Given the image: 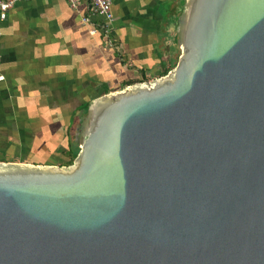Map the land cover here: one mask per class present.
<instances>
[{
    "label": "water",
    "instance_id": "obj_1",
    "mask_svg": "<svg viewBox=\"0 0 264 264\" xmlns=\"http://www.w3.org/2000/svg\"><path fill=\"white\" fill-rule=\"evenodd\" d=\"M165 74L91 99L68 165L0 162V264H264V0H185Z\"/></svg>",
    "mask_w": 264,
    "mask_h": 264
},
{
    "label": "crops",
    "instance_id": "obj_2",
    "mask_svg": "<svg viewBox=\"0 0 264 264\" xmlns=\"http://www.w3.org/2000/svg\"><path fill=\"white\" fill-rule=\"evenodd\" d=\"M184 1L110 0L106 32L86 0L14 2L0 18V157L52 137L64 139L45 151L62 153L82 104L173 67Z\"/></svg>",
    "mask_w": 264,
    "mask_h": 264
},
{
    "label": "rangeland",
    "instance_id": "obj_3",
    "mask_svg": "<svg viewBox=\"0 0 264 264\" xmlns=\"http://www.w3.org/2000/svg\"><path fill=\"white\" fill-rule=\"evenodd\" d=\"M176 34V31H175ZM178 52H179V47H178ZM157 77V76H155ZM154 78V76H146L144 78H142V80H147V79H151ZM141 80V79H140ZM83 114V113H82ZM80 115L79 117L81 118L80 122L77 120V130H75L74 126L76 124V120L74 122V125H72V127L67 130V134L69 139L71 138L72 140H76V142L78 143V141L81 138V134H80V126L84 120V116L85 113L83 115ZM75 134V135H74ZM44 138H40V141L43 140ZM50 139L51 141H49L48 143H41V145L36 146V152L35 153H29V152H13V154H8L5 153L0 157V162H15V163H25V164H32V163H36L38 165H51V166H56L59 167L61 166V164L65 161V158L62 156V153H58V152H46V149H52L53 146L59 142V140H63L64 137H52V138H46L45 140ZM28 140H30V138H28ZM35 140V138H34ZM53 145V146H52ZM46 148V149H45ZM12 160V161H11Z\"/></svg>",
    "mask_w": 264,
    "mask_h": 264
},
{
    "label": "built area",
    "instance_id": "obj_4",
    "mask_svg": "<svg viewBox=\"0 0 264 264\" xmlns=\"http://www.w3.org/2000/svg\"><path fill=\"white\" fill-rule=\"evenodd\" d=\"M16 1L18 0H0V18H4L5 12H7V10L11 8L14 2ZM63 1H65L71 7H74L81 0H63ZM86 1L89 4L91 12L95 15H98L101 18L100 29L103 32H106L107 31L106 25L112 19V14L110 11V0H86ZM83 20H86V19L83 18ZM95 32L96 30L94 28H92L89 31V33L91 34ZM141 81H145V80H141Z\"/></svg>",
    "mask_w": 264,
    "mask_h": 264
},
{
    "label": "trees",
    "instance_id": "obj_5",
    "mask_svg": "<svg viewBox=\"0 0 264 264\" xmlns=\"http://www.w3.org/2000/svg\"><path fill=\"white\" fill-rule=\"evenodd\" d=\"M178 14V13H177ZM177 16V15H176ZM170 69V67L166 70H164L160 75H163L165 74L168 70ZM133 81H128V82H125L123 83V86L124 85H127V84H130L132 83ZM106 93V92H104ZM86 106H87V103L85 104H82L80 106V109L82 110V113L84 114L85 111H86ZM82 114V115H83ZM77 152V146H76V143L74 142V140H72L71 138L69 139L68 138V143H67V147L66 149L62 152V156L65 158V161L61 164V165H68L71 163L72 159L74 158L75 154Z\"/></svg>",
    "mask_w": 264,
    "mask_h": 264
}]
</instances>
